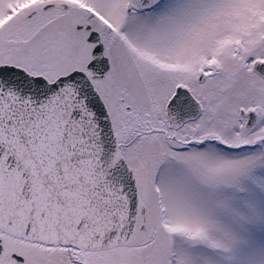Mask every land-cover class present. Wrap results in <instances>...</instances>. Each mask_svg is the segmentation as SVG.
I'll return each instance as SVG.
<instances>
[{
    "label": "snow or ice",
    "instance_id": "snow-or-ice-1",
    "mask_svg": "<svg viewBox=\"0 0 264 264\" xmlns=\"http://www.w3.org/2000/svg\"><path fill=\"white\" fill-rule=\"evenodd\" d=\"M0 264H264V0H0Z\"/></svg>",
    "mask_w": 264,
    "mask_h": 264
}]
</instances>
